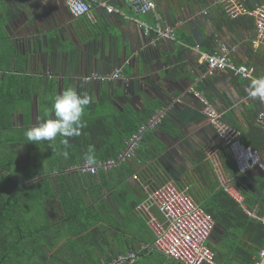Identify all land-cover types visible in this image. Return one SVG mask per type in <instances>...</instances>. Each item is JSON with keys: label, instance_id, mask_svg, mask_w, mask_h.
I'll return each instance as SVG.
<instances>
[{"label": "crops", "instance_id": "1", "mask_svg": "<svg viewBox=\"0 0 264 264\" xmlns=\"http://www.w3.org/2000/svg\"><path fill=\"white\" fill-rule=\"evenodd\" d=\"M100 1L118 11L109 13ZM156 2V10L140 13L136 0H96L92 22L74 17L65 0H0V75L10 71L25 78L33 97L32 126L44 118L54 97L69 86L91 98L84 116L105 117L117 134L134 122H145L149 111L159 104L160 109H168L164 121L145 135L130 161L110 171L100 168L94 176L72 168L51 176L56 197L46 201L48 225L65 226L61 224H66L62 222L69 216V226H122L117 233L111 228L107 242L102 237L104 262L138 250L139 257L130 264H181L150 247L154 233L139 209L149 190L166 177L171 176L189 193L188 185L194 184L203 198L198 203L205 209L202 204L222 187L217 168L227 183L240 191L246 206L264 215L263 172L237 170L229 146L204 115L200 100L190 92L194 86L217 106L228 125L243 129L249 138L246 133L262 109L261 102L249 96L252 80L229 70L204 78L207 65L200 53L226 45L235 63L249 64L257 75H263L264 46L254 43L255 18H232L214 0ZM247 2L253 6L264 1ZM139 21L154 29L171 25L177 39L160 38L155 44V31L145 35ZM197 46L200 53L193 49ZM118 67L122 68L121 77L112 81L85 82L82 78L91 72L110 74ZM20 110L17 116L23 124L27 110L25 106ZM96 145L97 150L116 147L111 140ZM260 152L264 159V151ZM106 159L100 157L96 164ZM61 196L68 201L69 215L61 209ZM251 219L255 221L250 226L236 221L230 230H215V222L208 244L221 263L244 264L241 248L251 247L255 223L260 222ZM142 246L148 247L141 251ZM61 259L69 262L72 255L64 253Z\"/></svg>", "mask_w": 264, "mask_h": 264}, {"label": "trees", "instance_id": "2", "mask_svg": "<svg viewBox=\"0 0 264 264\" xmlns=\"http://www.w3.org/2000/svg\"><path fill=\"white\" fill-rule=\"evenodd\" d=\"M0 65L2 66V62ZM32 99L24 77L10 71H4L0 75V264H104V246L100 245L102 237L107 242L111 228L116 229L117 233L122 226H69V216L62 222L66 224H61L65 226L48 225L45 219L46 201L56 197L51 176L53 173H67L73 164L84 161L88 148L97 146L101 140H111L116 147L107 150H97L94 147L97 162L100 157H115L125 147V140L138 130L142 122L138 125L134 122L117 134L105 117L88 114L84 116L87 127L81 136L70 138V147L67 149L69 157L65 159L62 155L65 149L60 143V137L55 142V151L48 146L47 141H41L39 145L26 142L24 133L32 127ZM22 106L27 110V114H23V124L17 116L18 111H22ZM159 107L161 104L157 106ZM157 108L149 111L148 118ZM241 131L245 144L264 151V130L260 126L252 124L246 133L249 135L248 139L244 130ZM169 180H172L171 176L162 179L157 185ZM178 186L184 188L180 184ZM188 186L193 198L201 202L203 198L198 196L194 184ZM209 199V202L202 205L215 218V230L219 227L230 230L236 221L250 226L249 223L254 220L222 187L214 191L207 200ZM60 204L61 209L69 215L70 206L68 207L65 196H61ZM255 224L256 234L252 238L251 247L241 248L244 264H255L256 256L264 247V225L261 222ZM235 248L239 249V246L236 245ZM64 253L71 254L72 260L62 262ZM116 256L105 260L108 262Z\"/></svg>", "mask_w": 264, "mask_h": 264}, {"label": "built area", "instance_id": "3", "mask_svg": "<svg viewBox=\"0 0 264 264\" xmlns=\"http://www.w3.org/2000/svg\"><path fill=\"white\" fill-rule=\"evenodd\" d=\"M74 17H85L94 21L92 13L96 0H65ZM220 3L223 11L232 18L242 15H249L255 18L256 36L254 43L257 46H264V2L250 6L247 0H214ZM99 4L107 9L109 13L118 9L107 1H100ZM156 0H136V9L140 13H148L156 10ZM207 12V11H206ZM145 35L153 34V43L160 38L175 40L176 35L171 25H158L155 29L148 23L139 21ZM201 52L199 46L193 47ZM201 60L207 65V78L217 71L229 70L231 73L243 79L253 80L264 77L259 76L255 69L246 63H235L230 57L229 48L224 45L211 52H201ZM122 68L118 67L110 74L91 72L82 78L85 82L112 81L121 77ZM190 92L197 97L202 104V111L215 128L225 144L229 146L236 168L239 172H245L255 168L264 172V159L258 149L245 144L242 141V131L228 125L223 120V115L217 106L205 95L201 94L194 86ZM262 109L257 113L256 123L264 130V102L257 98ZM174 104V102H173ZM168 109L157 110L147 121L141 123L138 130L131 134L125 142V148L115 157L108 158L100 164L91 166L84 162L71 167L84 175H96L100 168L108 171L120 166L136 157L145 135L155 130L166 118ZM218 182L222 188L237 200L244 208L245 213L256 218L264 225V215L257 214L244 203V198L239 190L228 184L222 172L216 168ZM140 211L147 218L148 224L154 233V239L150 247L165 254L169 258L179 261L181 264H223L216 256L215 251L208 244L209 237L215 225L212 214L207 212L188 192L181 189L173 181L169 180L149 190L147 200L139 206ZM148 246H142L141 251ZM139 257V252L128 251L120 253L104 264H130ZM255 264H264V247L258 253Z\"/></svg>", "mask_w": 264, "mask_h": 264}, {"label": "clouds", "instance_id": "4", "mask_svg": "<svg viewBox=\"0 0 264 264\" xmlns=\"http://www.w3.org/2000/svg\"><path fill=\"white\" fill-rule=\"evenodd\" d=\"M249 96L259 98L264 102V77L251 81ZM90 103L91 98L86 92H80L73 86L67 87L54 97L51 107L45 111L44 118L25 131L26 142L39 145V142L47 141L49 142L48 146H51L55 151V142L60 137V143L65 149L62 155L67 159L70 138L81 136L87 127L84 115L85 109ZM83 159L88 166L96 164L97 157L94 146L88 148Z\"/></svg>", "mask_w": 264, "mask_h": 264}, {"label": "rangeland", "instance_id": "5", "mask_svg": "<svg viewBox=\"0 0 264 264\" xmlns=\"http://www.w3.org/2000/svg\"><path fill=\"white\" fill-rule=\"evenodd\" d=\"M139 235H141V233Z\"/></svg>", "mask_w": 264, "mask_h": 264}]
</instances>
